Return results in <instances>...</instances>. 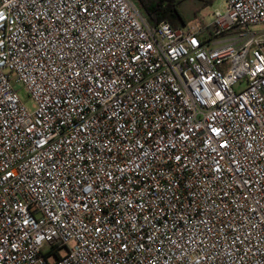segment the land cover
I'll return each mask as SVG.
<instances>
[{
	"label": "built area",
	"instance_id": "2783aa9c",
	"mask_svg": "<svg viewBox=\"0 0 264 264\" xmlns=\"http://www.w3.org/2000/svg\"><path fill=\"white\" fill-rule=\"evenodd\" d=\"M224 3L0 0V264H264V0Z\"/></svg>",
	"mask_w": 264,
	"mask_h": 264
},
{
	"label": "trees",
	"instance_id": "16d2710c",
	"mask_svg": "<svg viewBox=\"0 0 264 264\" xmlns=\"http://www.w3.org/2000/svg\"><path fill=\"white\" fill-rule=\"evenodd\" d=\"M139 13L146 17L151 25L167 22L170 27L178 28L186 23L180 13L179 6L183 0H129ZM202 8H208L213 0H201ZM196 16V15H195Z\"/></svg>",
	"mask_w": 264,
	"mask_h": 264
},
{
	"label": "rangeland",
	"instance_id": "374dc122",
	"mask_svg": "<svg viewBox=\"0 0 264 264\" xmlns=\"http://www.w3.org/2000/svg\"><path fill=\"white\" fill-rule=\"evenodd\" d=\"M201 0H183L179 6L180 13L186 23L196 22L198 20L203 21L204 23H211L212 15L211 13L215 10L224 12L226 5L224 0H213V3L210 7L202 8ZM196 15V16H195ZM20 100L24 103L27 109L33 108V103L29 100L20 85L15 86Z\"/></svg>",
	"mask_w": 264,
	"mask_h": 264
}]
</instances>
